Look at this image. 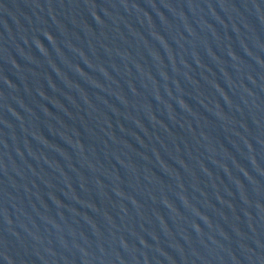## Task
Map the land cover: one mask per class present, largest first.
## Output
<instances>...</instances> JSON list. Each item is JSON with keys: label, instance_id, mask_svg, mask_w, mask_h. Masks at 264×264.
<instances>
[{"label": "water", "instance_id": "obj_1", "mask_svg": "<svg viewBox=\"0 0 264 264\" xmlns=\"http://www.w3.org/2000/svg\"><path fill=\"white\" fill-rule=\"evenodd\" d=\"M0 264H264V0H0Z\"/></svg>", "mask_w": 264, "mask_h": 264}]
</instances>
